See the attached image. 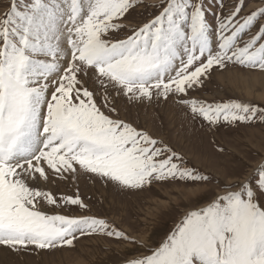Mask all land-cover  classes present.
<instances>
[{"label": "snow or ice", "instance_id": "snow-or-ice-1", "mask_svg": "<svg viewBox=\"0 0 264 264\" xmlns=\"http://www.w3.org/2000/svg\"><path fill=\"white\" fill-rule=\"evenodd\" d=\"M245 5L6 0L0 11V246L54 250L105 235L143 249L124 264H264V161L185 212L155 245L106 218L71 214L72 206L91 212L78 189L57 195L46 187L52 177L75 180L81 173L129 190L154 181H208L163 140L119 118L115 100L173 98L209 126L264 123V107L190 95L214 67L264 70V4ZM141 6L150 18L139 26L125 23ZM124 29L122 37L114 35Z\"/></svg>", "mask_w": 264, "mask_h": 264}, {"label": "rangeland", "instance_id": "rangeland-1", "mask_svg": "<svg viewBox=\"0 0 264 264\" xmlns=\"http://www.w3.org/2000/svg\"><path fill=\"white\" fill-rule=\"evenodd\" d=\"M261 4L264 0H246L245 9L251 10ZM5 7L6 0H0V11ZM149 18V12L141 6L132 10L124 22L139 26ZM127 31L124 29L114 35L122 37ZM228 71L232 72L229 77L225 75ZM255 73H264V70L238 65L215 69L210 71L203 86L195 91L198 93L195 97L208 101L237 99L264 107V78L256 80L259 74ZM171 99L173 102L163 100L154 106L151 102L129 103L116 98L115 104L121 106L117 108L119 116L124 112L123 116L134 119L133 123L138 127L173 145V149L189 159V167L210 177L208 181L177 179L169 180L170 183H155L140 193L129 189L119 192L113 184H104L98 177L89 178L81 173L75 180L52 177L55 182L46 187L57 195H71L78 189L81 198L90 205L91 212L72 206L71 214H95L106 218L130 236L155 245L185 212L207 204L217 193L227 191L226 185L243 180L264 161V123L243 128L235 126L241 129L231 130L228 136L220 133L214 136L215 131L212 130H208V134L187 132L185 130L188 129L181 124L185 118L178 113L182 105ZM217 146L223 151L216 150ZM197 188L199 192L189 194L190 190ZM58 210L68 213L67 209L48 208V211ZM142 253L143 249L135 243L92 235L78 238L72 247L54 250L15 252L0 246V264H119Z\"/></svg>", "mask_w": 264, "mask_h": 264}, {"label": "trees", "instance_id": "trees-1", "mask_svg": "<svg viewBox=\"0 0 264 264\" xmlns=\"http://www.w3.org/2000/svg\"><path fill=\"white\" fill-rule=\"evenodd\" d=\"M200 89V88H199ZM196 91V90H195ZM195 91H193V92H191L190 93V95H192L193 96V94L195 93ZM162 101H163V99H160V100H157L155 97L153 98V100L151 101V103L155 106V105H157V104H161L162 103ZM167 102H173V100L171 99V98H169L168 100H167ZM153 113H154V111H153ZM178 113H179V115L181 114L184 118H185V120H181L182 122H181V124H183L185 127H186V129H188V130H185V131H187V132H191V131H203L204 132V134H208V130L210 131V130H212V131H215L213 134H214V136H215V134L217 135V136H219L218 135V133H220V134H222L223 136H228L229 134H231L230 133V131L231 130H238V129H241V128H243V127H251L253 124L252 123H249V124H243V123H241V124H238V125H236V126H239V127H241V128H239V127H235V126H228V125H219V126H209L206 122H204V121H202L201 119H199V118H193L192 116H191V114H190V112L188 111V109L187 108H185L184 106H182V107H180L179 108V110H178ZM123 115H124V112H123ZM123 118L125 119V121L126 122H130V123H133V120H130V119H127L125 116H123ZM134 118H135V116H134ZM156 123V125H157V122H155ZM133 125L135 126L136 124H134L133 123ZM224 127H227V128H224ZM154 138H158L157 136H154L151 132H149ZM171 148H173V145H170V144H168ZM221 148L220 147H216V150H218V151H221L220 150ZM175 150V149H174ZM176 151V150H175ZM176 152H178V151H176ZM179 154H180V152H178ZM186 162H187V164H188V162H190L189 160H185ZM156 183H170L169 182V180L168 181H156ZM149 186H146V187H144L143 189H140V190H133L134 192H138V193H140V192H142V190H144V189H146V188H148ZM117 191H119V192H122L121 190H117ZM123 192H125V191H123Z\"/></svg>", "mask_w": 264, "mask_h": 264}, {"label": "bare ground", "instance_id": "bare-ground-1", "mask_svg": "<svg viewBox=\"0 0 264 264\" xmlns=\"http://www.w3.org/2000/svg\"><path fill=\"white\" fill-rule=\"evenodd\" d=\"M231 73H232V72H229V71H228V72L225 73V75H226L227 77H229V76L231 75ZM250 73H254V72H250ZM255 74H259V76H257V77L255 78L256 80L264 78V73H255ZM261 75H262V76H261ZM234 76H235V75H234ZM230 78H231V77H230ZM232 79H233V78H232ZM233 80H234V79H233ZM256 164H257V163H256ZM255 166H256V165H255ZM250 171H251V170H250ZM197 192H199V189H198V188H197V189L190 190V191H189V194H190V193H191V194H192V193H197ZM218 192H219V191H218Z\"/></svg>", "mask_w": 264, "mask_h": 264}]
</instances>
